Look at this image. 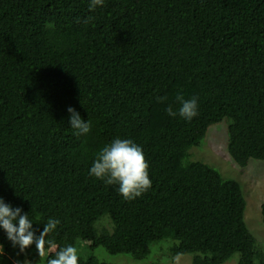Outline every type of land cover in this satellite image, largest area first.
Returning <instances> with one entry per match:
<instances>
[{
    "label": "trees",
    "instance_id": "obj_1",
    "mask_svg": "<svg viewBox=\"0 0 264 264\" xmlns=\"http://www.w3.org/2000/svg\"><path fill=\"white\" fill-rule=\"evenodd\" d=\"M88 2L0 0V197L29 214L37 237L58 219L46 239L75 245L79 264H115L96 246L142 260L163 240L169 262L264 264L240 183L189 154L227 118L232 161H264V0ZM178 92L197 98L191 121L165 111L178 109ZM68 107L88 134L74 135ZM116 137L141 146L149 165L151 188L131 201L89 175ZM0 245V264L54 255L35 244L20 253L3 229Z\"/></svg>",
    "mask_w": 264,
    "mask_h": 264
},
{
    "label": "clouds",
    "instance_id": "obj_2",
    "mask_svg": "<svg viewBox=\"0 0 264 264\" xmlns=\"http://www.w3.org/2000/svg\"><path fill=\"white\" fill-rule=\"evenodd\" d=\"M104 0H89V11H95L103 6ZM179 105L173 110L172 105L165 109L170 117L179 116L185 121H191L198 115V102L196 97L185 99L182 92L176 94ZM166 97H156L162 103ZM69 124L74 135L82 136L90 132V124L82 120L80 114L72 107L67 108ZM148 162L145 159L142 147L131 139L116 137L100 149L89 168V175L102 181L105 185H117V191L123 199L131 201L146 193L152 185L149 178ZM60 224L58 219L49 217L44 223L43 231L37 237L33 230V220L28 213L22 214L19 207L13 208L0 197V229L6 233L7 239L13 247H18L23 253L26 248L35 244L39 257H45L47 248L54 249V255L46 260V264H79V250L75 245L68 244L63 247L54 245L46 237L54 232ZM3 254V245H0V255ZM19 264V262H17Z\"/></svg>",
    "mask_w": 264,
    "mask_h": 264
},
{
    "label": "rangeland",
    "instance_id": "obj_3",
    "mask_svg": "<svg viewBox=\"0 0 264 264\" xmlns=\"http://www.w3.org/2000/svg\"><path fill=\"white\" fill-rule=\"evenodd\" d=\"M227 124L228 119L224 118L211 125L200 144L189 149V154L192 160H202L217 168L223 176L240 183L246 201V225L264 250V223L260 215V205L264 202V161L251 159L246 167H238L227 153ZM170 244V240L151 244L150 253L142 260H134L127 254H110L101 246L94 247L92 253L101 261L115 264H190L188 254L176 255L171 262L167 261L166 248ZM236 259L234 255L223 264H236Z\"/></svg>",
    "mask_w": 264,
    "mask_h": 264
}]
</instances>
